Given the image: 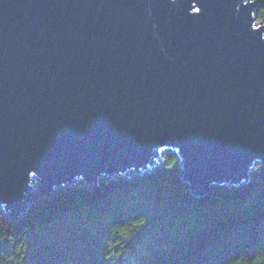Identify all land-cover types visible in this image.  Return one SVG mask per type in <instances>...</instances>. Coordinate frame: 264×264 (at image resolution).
<instances>
[{
	"label": "water",
	"instance_id": "95a60500",
	"mask_svg": "<svg viewBox=\"0 0 264 264\" xmlns=\"http://www.w3.org/2000/svg\"><path fill=\"white\" fill-rule=\"evenodd\" d=\"M256 0H0V208L150 171L264 179ZM37 179V183H34Z\"/></svg>",
	"mask_w": 264,
	"mask_h": 264
},
{
	"label": "trees",
	"instance_id": "16d2710c",
	"mask_svg": "<svg viewBox=\"0 0 264 264\" xmlns=\"http://www.w3.org/2000/svg\"><path fill=\"white\" fill-rule=\"evenodd\" d=\"M264 21V0H256ZM196 196L162 151L154 169L66 185L12 219L0 208V264H264V179Z\"/></svg>",
	"mask_w": 264,
	"mask_h": 264
},
{
	"label": "rangeland",
	"instance_id": "374dc122",
	"mask_svg": "<svg viewBox=\"0 0 264 264\" xmlns=\"http://www.w3.org/2000/svg\"><path fill=\"white\" fill-rule=\"evenodd\" d=\"M262 22H264V21H262ZM33 181H34V183H33V184L37 183V179H34Z\"/></svg>",
	"mask_w": 264,
	"mask_h": 264
}]
</instances>
